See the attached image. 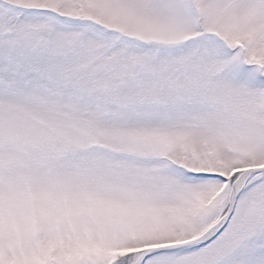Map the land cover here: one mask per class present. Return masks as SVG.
Here are the masks:
<instances>
[{"label":"snow or ice","instance_id":"6c2138e0","mask_svg":"<svg viewBox=\"0 0 264 264\" xmlns=\"http://www.w3.org/2000/svg\"><path fill=\"white\" fill-rule=\"evenodd\" d=\"M0 264H264V0H0Z\"/></svg>","mask_w":264,"mask_h":264}]
</instances>
